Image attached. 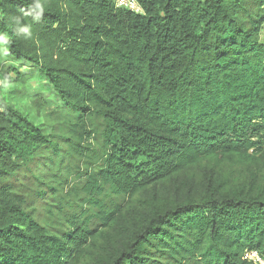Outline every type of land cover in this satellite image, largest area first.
<instances>
[{"label":"trees","instance_id":"16d2710c","mask_svg":"<svg viewBox=\"0 0 264 264\" xmlns=\"http://www.w3.org/2000/svg\"><path fill=\"white\" fill-rule=\"evenodd\" d=\"M134 1L0 0V59L36 68L55 107L33 109L69 127L0 99V264H149L152 241L176 264L264 260V0ZM75 128L102 151L79 202L120 198L94 227L27 210L46 189L31 169L85 155Z\"/></svg>","mask_w":264,"mask_h":264},{"label":"rangeland","instance_id":"374dc122","mask_svg":"<svg viewBox=\"0 0 264 264\" xmlns=\"http://www.w3.org/2000/svg\"><path fill=\"white\" fill-rule=\"evenodd\" d=\"M260 37L261 43L264 45V27ZM1 59L0 99L19 112L30 114L34 122H37L46 134H53L54 139L64 137L69 127L59 121L52 123L51 120L42 118L43 116L33 109V102L37 97L48 104L47 113L55 107V98L49 83L38 73L36 68L27 63L13 64L10 60ZM9 68H13V70L9 71ZM17 71L21 75H18ZM17 76H20V79ZM61 125L64 126L62 129L60 128L62 127ZM66 125L71 127L69 124ZM79 130L77 128L74 129L72 139L77 142L81 141V146L85 147L86 153L82 157L74 158L73 165L68 166L67 162L64 166L68 167L56 169L55 165L42 162L38 167L35 166V168L31 169V173H36L35 175L38 176V179L43 181L44 188L51 187L57 190L54 194V199H49V197H53L51 196L52 192L46 189H44V195L40 199L33 196L32 193L26 196L28 201L27 210H32L34 216L43 223H48L53 216H57L61 223H65L70 217L76 215L78 216V223L86 220V223L90 227H94L97 225L95 222L97 219H89L93 214L92 212L101 210L102 214H106L120 200V198H115L110 194L107 186H103L104 192L98 194L96 197L97 201H99L97 208H94V210L92 208L91 210L90 207L92 212L89 211L87 204L79 202L80 198H83L80 195V189L83 187V184L78 180L84 181L88 175L95 178L102 157L99 141L88 138L85 134H82L84 131ZM47 157H49L48 154L40 156V158ZM62 180H65L66 184L62 183ZM20 182H23V180L17 181V183ZM61 183L63 184L62 186H60ZM71 186L73 188L79 187V192H73ZM31 189L35 191L36 185H33ZM64 202H66V205H63L65 208H62ZM151 244V247L149 245L144 246V254L148 255L149 264H176L165 247L157 245L156 241H152ZM181 264L199 263L187 260L182 261Z\"/></svg>","mask_w":264,"mask_h":264},{"label":"built area","instance_id":"2783aa9c","mask_svg":"<svg viewBox=\"0 0 264 264\" xmlns=\"http://www.w3.org/2000/svg\"><path fill=\"white\" fill-rule=\"evenodd\" d=\"M116 9H128L135 13L140 9L134 0H109ZM245 259L252 264H264V260L257 254V252H247Z\"/></svg>","mask_w":264,"mask_h":264}]
</instances>
